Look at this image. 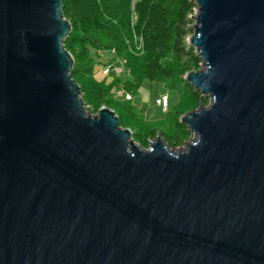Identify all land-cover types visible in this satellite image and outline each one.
Wrapping results in <instances>:
<instances>
[{"label": "water", "instance_id": "water-1", "mask_svg": "<svg viewBox=\"0 0 264 264\" xmlns=\"http://www.w3.org/2000/svg\"><path fill=\"white\" fill-rule=\"evenodd\" d=\"M193 1L173 151L87 112L63 0H0V264H264V0Z\"/></svg>", "mask_w": 264, "mask_h": 264}, {"label": "trees", "instance_id": "trees-1", "mask_svg": "<svg viewBox=\"0 0 264 264\" xmlns=\"http://www.w3.org/2000/svg\"><path fill=\"white\" fill-rule=\"evenodd\" d=\"M194 7L193 0H63V15L71 23L64 46L73 57L72 78L79 85L84 104L94 105V112L103 105L113 109L121 127H128L133 139L143 148L157 133L169 146H176L185 143L191 132L184 123L179 122V118L174 119L175 131L169 132L165 129L166 117L155 120L138 117L134 104L112 98L111 89L118 78L109 83L97 82L91 78L86 66L81 67L78 62L89 57L88 44L91 42L108 43L119 55L123 37L127 33L125 24L134 15L132 31L141 39L143 54L148 58L142 63L143 75H135L133 82H122L125 91L134 95L143 79L161 81L172 78L176 72L174 65L169 63L172 55L175 59L187 58L183 73L198 70L201 60L194 48L185 44V38L193 32L188 13ZM190 64L192 67H189ZM183 83L186 92L193 97L195 106L205 100L184 80ZM85 97L88 98L86 102ZM134 125L141 131L134 132L131 129Z\"/></svg>", "mask_w": 264, "mask_h": 264}, {"label": "rangeland", "instance_id": "rangeland-1", "mask_svg": "<svg viewBox=\"0 0 264 264\" xmlns=\"http://www.w3.org/2000/svg\"><path fill=\"white\" fill-rule=\"evenodd\" d=\"M195 14V7L189 11L188 16L191 19V16ZM135 16L132 15V18L129 23L125 24L127 33L123 37L121 44V55L123 63V71L118 75L114 73H109L107 75L102 74L103 66L106 65L111 60L110 49L111 47L108 43L105 44L103 42L88 44L89 48V57L85 60H79V66H86L87 70L91 74V78L96 80L97 82H105L109 83L115 78H118L117 84L113 87H122V82L130 81L133 82L135 79V75H143V66L142 63L148 57L143 54V51L139 49V37L133 33L132 24L134 23ZM193 20L191 19V24ZM185 44L187 45L186 38ZM169 63H172L176 68V72L172 78L162 79L161 81H149L147 79H143L140 88L138 91L132 95L131 100L122 99L121 97H116L113 95L112 90V98L115 100H119L120 102L132 103L134 104V111H137L138 117L142 116L143 120H155L166 117L167 126L165 129L169 130V132L175 131L174 127V119L179 118L184 115L188 111L195 110L199 107V104L196 105L193 97L186 92L185 85L183 83V67L187 65V58L182 57L180 59H175L172 55L170 57ZM189 67H192L190 64ZM200 69V68H199ZM165 94L168 100V105L165 110H163L160 106L154 104V98L157 95ZM85 102L88 98H84ZM209 103V98H205L202 101V105L206 106ZM87 108V112L90 114H95L94 105L87 103L84 104ZM176 112V115L174 114ZM118 114V113H117ZM131 129L134 132L141 131L137 125L131 126ZM194 136L191 133L188 139H186L185 143L192 139ZM136 143H138L135 139H133ZM185 143L176 146H169L167 143V147L169 150L177 151L182 149L185 146ZM139 144V143H138ZM146 148V147H145Z\"/></svg>", "mask_w": 264, "mask_h": 264}, {"label": "built area", "instance_id": "built-area-1", "mask_svg": "<svg viewBox=\"0 0 264 264\" xmlns=\"http://www.w3.org/2000/svg\"><path fill=\"white\" fill-rule=\"evenodd\" d=\"M139 49L142 51V44L141 39L139 38ZM111 60L106 65L103 66L102 74L107 75L109 73H114L118 75L120 72L123 71L122 63L123 59L119 56L114 48L110 49ZM114 87V86H113ZM112 87V89H113ZM111 89V90H112ZM112 93L116 97H121L122 99L131 100L132 94L128 91H125L123 87H115L112 90ZM154 104L160 106L163 110L167 108L168 100L165 94L157 95L154 98Z\"/></svg>", "mask_w": 264, "mask_h": 264}]
</instances>
